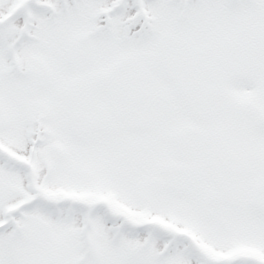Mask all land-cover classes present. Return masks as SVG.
Returning a JSON list of instances; mask_svg holds the SVG:
<instances>
[{
  "label": "snow or ice",
  "instance_id": "obj_1",
  "mask_svg": "<svg viewBox=\"0 0 264 264\" xmlns=\"http://www.w3.org/2000/svg\"><path fill=\"white\" fill-rule=\"evenodd\" d=\"M0 264H264V0H0Z\"/></svg>",
  "mask_w": 264,
  "mask_h": 264
}]
</instances>
